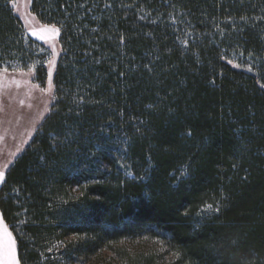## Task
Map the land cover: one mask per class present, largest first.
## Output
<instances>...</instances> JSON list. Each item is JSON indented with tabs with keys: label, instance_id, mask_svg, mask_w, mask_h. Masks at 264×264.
Listing matches in <instances>:
<instances>
[{
	"label": "trees",
	"instance_id": "trees-1",
	"mask_svg": "<svg viewBox=\"0 0 264 264\" xmlns=\"http://www.w3.org/2000/svg\"><path fill=\"white\" fill-rule=\"evenodd\" d=\"M10 2L0 68L42 85L48 50ZM30 9L60 54L49 110L0 184L19 263L264 264V0Z\"/></svg>",
	"mask_w": 264,
	"mask_h": 264
},
{
	"label": "rangeland",
	"instance_id": "rangeland-1",
	"mask_svg": "<svg viewBox=\"0 0 264 264\" xmlns=\"http://www.w3.org/2000/svg\"><path fill=\"white\" fill-rule=\"evenodd\" d=\"M31 1L11 0L10 4L20 19L24 33L41 42L48 50L46 79L44 84L39 85L34 81L31 69L20 70L8 64L0 68V184L7 169L28 145L53 98L52 76L60 54L59 29L41 23L31 12ZM111 255L108 251H101L99 258ZM167 258L164 255L163 259ZM0 264H20L14 239L1 217Z\"/></svg>",
	"mask_w": 264,
	"mask_h": 264
}]
</instances>
